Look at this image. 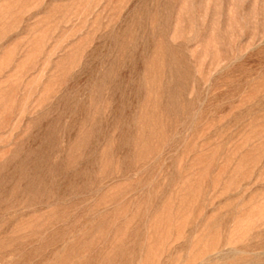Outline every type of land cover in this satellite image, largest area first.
I'll return each mask as SVG.
<instances>
[{
    "label": "rangeland",
    "instance_id": "rangeland-1",
    "mask_svg": "<svg viewBox=\"0 0 264 264\" xmlns=\"http://www.w3.org/2000/svg\"><path fill=\"white\" fill-rule=\"evenodd\" d=\"M0 264H264V0H0Z\"/></svg>",
    "mask_w": 264,
    "mask_h": 264
},
{
    "label": "bare ground",
    "instance_id": "bare-ground-1",
    "mask_svg": "<svg viewBox=\"0 0 264 264\" xmlns=\"http://www.w3.org/2000/svg\"><path fill=\"white\" fill-rule=\"evenodd\" d=\"M165 87V86H164ZM15 182V181H14ZM16 188V187H15ZM23 188V187H22ZM26 189H28V188H26ZM16 190H17V188H16ZM21 190V189H20ZM19 192V191H18ZM21 192H22V190H21ZM13 193V192H12ZM24 193V192H23ZM31 199V198H30Z\"/></svg>",
    "mask_w": 264,
    "mask_h": 264
}]
</instances>
